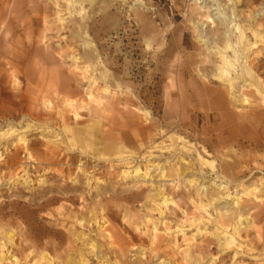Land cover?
I'll list each match as a JSON object with an SVG mask.
<instances>
[{"label":"rangeland","instance_id":"obj_1","mask_svg":"<svg viewBox=\"0 0 264 264\" xmlns=\"http://www.w3.org/2000/svg\"><path fill=\"white\" fill-rule=\"evenodd\" d=\"M72 3L0 0V264H264V0Z\"/></svg>","mask_w":264,"mask_h":264},{"label":"bare ground","instance_id":"obj_2","mask_svg":"<svg viewBox=\"0 0 264 264\" xmlns=\"http://www.w3.org/2000/svg\"><path fill=\"white\" fill-rule=\"evenodd\" d=\"M73 2V0H68V4H69V7H71L72 6V3ZM74 5V4H73ZM234 17V16H233ZM230 18V17H229ZM235 19V17L234 18H230V19H228L229 20V24H231L232 22H233V20ZM221 21H224V20H222L221 19ZM255 25V24H254ZM221 26V25H220ZM227 28H228V26H227ZM230 28V27H229ZM232 28H234L235 29V31H236V33H237V42H238V44H243L244 43V46H246V47H251L252 45H251V43L249 44L248 42H247V40H246V35H245V33H244V30H242L241 28H240V26H239V24H237L236 22L235 23H233L232 24ZM248 28H250V30L252 31V34L255 36V38H259V32H258V30H257V28H253V27H251L250 25L248 26ZM221 31H223V30H221ZM220 32V31H219ZM232 32H233V29H232ZM227 34H228V31L226 32ZM203 35H205V33L203 34ZM224 35H225V33H224ZM201 36V35H200ZM216 36H217V33H216ZM202 38V37H201ZM225 39H227V40H225L224 41V43H225V48H228V47H231L232 45H231V43L230 42H232V41H229V36L228 37H226ZM257 40V39H256ZM202 41V40H201ZM217 42V41H216ZM207 44V43H206ZM208 49V48H207ZM239 50H241V49H239ZM239 50H233L236 54H238L237 52L239 51ZM233 52V53H234ZM250 52V51H249ZM234 53V54H235ZM235 54V55H236ZM234 55V56H235ZM238 56V55H237ZM200 59V58H199ZM238 59V58H237ZM236 58H230V57H228L225 53H224V51H223V49H221L220 47H218V46H213L212 47V49H209L208 50V53H207V57H206V60L205 61H207L208 63H210V65H212V66H214V68L215 67H217L218 69H219V71L221 72V74L222 75H228L230 72H229V70H230V68L232 69L233 68V66L235 65V60H237ZM204 60V59H203ZM242 62V61H241ZM211 68V67H210ZM204 69H208V68H204ZM213 70V69H212ZM209 72V71H208ZM208 74V73H207ZM205 75V74H204ZM213 75V74H212ZM233 75V74H232ZM222 77V76H221ZM236 77V76H235ZM234 76H232V77H227L226 79H224V81H227V84H228V86L232 89V93H233V96L235 95V91H234V87L232 88V86L235 84V82H236V78H235ZM240 77V76H239ZM238 78V77H237ZM223 81V82H224ZM240 81V80H239ZM242 81V80H241ZM245 83V82H244ZM242 85V84H241ZM250 86V85H249ZM73 117V116H72ZM102 137V136H101ZM181 160H184V158L181 156ZM251 191H253L252 189L250 190H246L245 191V193H249V192H251ZM201 194V193H200ZM200 194H198V195H200ZM206 196V198H205V200H207L206 202H204L202 199H203V197H205ZM197 200H198V198H197ZM213 201H214V197H213V195L212 194H209V195H207V194H205V193H203V194H201V197L199 198V200H198V207H200L202 210H206V206L207 205H209V204H211V203H213ZM167 202V199H164V203H166ZM236 204H238V203H240L239 202V200L236 198V202H235ZM160 212L162 213V211L160 210ZM220 215V217H212L211 218V221L212 222H215L216 224H218L219 222H220V220H222L225 224H224V226L226 227V228H229L230 227V234L228 235V238H226L225 240V245L223 246L224 248H223V252H225V251H228V250H230L229 248H230V245L233 243V242H235V235H239V232H240V230L242 229L241 228V213H238V214H235V213H232L231 215H228L227 217H222L221 216V214H219ZM218 215V216H219ZM223 225V224H222ZM229 232L227 231V230H220V232H218V235L219 234H228ZM157 238V236H156V233H154L153 235H152V243H154L155 242V239ZM224 241V240H223ZM89 246L91 247V251H94L95 249H96V247H97V245L94 243V242H92V241H89ZM157 246H155V247H152V250H154L155 248H156ZM80 251H81V249H79ZM151 250V249H150ZM234 251V254L235 255H237L238 253H239V251H237V250H233ZM44 256V255H43ZM45 258L46 259H48L47 257H46V255H45ZM184 259H185V261H186V263H188V264H190L191 263V261L190 260H192L193 259V262H194V260L195 259H197L196 257H192V254L189 252V253H187V254H185V256H184ZM79 260L81 261V262H85V255L83 254V253H80L79 254ZM166 264H169V262L167 261L166 262Z\"/></svg>","mask_w":264,"mask_h":264}]
</instances>
